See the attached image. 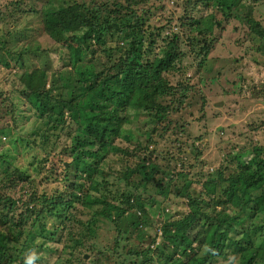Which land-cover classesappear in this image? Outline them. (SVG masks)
Masks as SVG:
<instances>
[{"label":"trees","instance_id":"1","mask_svg":"<svg viewBox=\"0 0 264 264\" xmlns=\"http://www.w3.org/2000/svg\"><path fill=\"white\" fill-rule=\"evenodd\" d=\"M126 1V6L115 2L111 9L105 10L102 5L106 4L95 0H73L62 8L51 7L55 0H45L39 9L28 10L36 15L42 31L19 54L39 52L45 45L47 51L54 48L64 65L53 72L43 70L40 86L34 88L33 85V89L32 78H29L31 72L24 70L20 78L26 79L30 89L22 88L18 83L17 90L31 102L40 124L34 128V134L40 141H48L49 130L61 126L64 134L61 143L64 144L60 159L68 161L69 165L63 166L64 173L58 181L70 182L71 191L62 194L63 190L57 187L48 196L37 184L22 202L27 208L18 215L11 212L15 201L3 204L0 197V205L6 207L0 213V264H26L33 252L34 264H50L43 260L42 254L55 251L56 248L47 244V239L56 240L57 228L49 236L37 233L33 226L38 222L42 228L46 220L56 217L60 221L69 219V209L74 202L91 209L92 219L83 222L89 239L93 236L96 217L117 222L133 207L146 212L143 218L135 221L136 228L143 227L148 212L157 213L153 209L156 202L150 196L144 202L134 189L150 188L162 194L168 186L175 188L177 194L181 189L189 212L160 225L163 245L166 249L171 248L172 255L165 254L160 246L157 249L167 262L210 264L214 259L232 255L235 264H264V148L260 150L254 145L249 151L234 155L238 170L226 178L220 171L209 175L198 195H187L188 184L178 185L173 173L156 164L150 167L145 163V157L142 164L121 168L125 183L133 188L119 192L118 197L109 188L108 173L101 166L110 152L119 149L113 139H133L142 145L139 141L142 136L151 140L157 131L172 128L171 114L179 113L187 106L184 100L188 94L184 85H171L166 73L179 68L178 62L184 56L183 42H188L199 55L202 66L213 46V25L217 21L212 14L188 19L184 13L180 25L189 29L188 33H183L185 37L173 30L164 35L165 27L150 25L146 17L133 13L131 0ZM208 1L226 16L231 15L234 8L241 7L244 11L242 20L247 24L251 20L247 15L251 11L241 3L242 0H203L204 5H209ZM15 5L31 3L18 0ZM255 33L263 36L264 29L259 27ZM3 43L0 36V50ZM6 53L13 54L10 50ZM5 58V53L0 51V63L3 61L7 65ZM49 73L52 81L45 89ZM3 83L0 82V96L5 100L10 89H4ZM140 114L144 116L142 120L137 118ZM132 118L138 123L135 130L132 129ZM9 157L0 155V169L9 175L6 180L18 178V182H23L28 175L13 166ZM135 173L137 178L133 177ZM112 207L116 210L115 216L108 213ZM257 219L261 220L259 224H255ZM190 221L203 230L198 243L201 254L189 251L193 248V242H188L190 239L186 234ZM172 228L175 231L171 232ZM84 236L80 233L66 247L87 248ZM118 236L120 238L121 234ZM155 241V237H151L148 245ZM149 252V247L146 251H128L143 254L144 261L151 259L147 258ZM175 254L183 259L174 258Z\"/></svg>","mask_w":264,"mask_h":264},{"label":"rangeland","instance_id":"2","mask_svg":"<svg viewBox=\"0 0 264 264\" xmlns=\"http://www.w3.org/2000/svg\"><path fill=\"white\" fill-rule=\"evenodd\" d=\"M15 1L18 0H0V36L5 41L0 51L7 56V65L3 61L0 63V82H4V89H10L9 95L5 94V100H2L5 97L0 96V155L10 156L8 159H11L12 165L19 167L28 176L23 182H18V178L6 180L9 175L5 172L3 174L0 169V197L3 204L14 200L11 212L18 215L27 208L22 202L36 189L37 184L41 192L48 196L57 187L63 190L62 194L71 191V187L70 182L58 181L64 173L63 166L69 165L68 161L61 160L64 144L61 143L64 135L61 126L49 130L51 135L48 141H40L34 134V128L40 124L32 111L31 102L17 90L18 83H21L22 88L30 89L26 79L22 81L20 78L24 70L31 72L29 78H32L33 89V85L34 88L40 86L39 79L43 70H58L64 65V61L54 48L47 51L45 45H42L39 52H28L23 56L19 54L42 31L36 15L28 10L39 9L45 0H29L31 5H15ZM72 1L55 0V5L51 7L62 8ZM95 1L106 4L102 5L105 10L111 9L115 2L123 6L127 3L126 0ZM207 3L209 5H204L203 0H131L130 7L135 11L133 13L146 17L152 26L165 27L164 35L173 30L185 37L189 29L180 25L184 13L188 19L212 14L217 21L213 25V46L202 66L199 65V55L188 42H183L181 50L184 56L178 62L179 68L166 73L171 85H184L188 94L184 100L187 106L181 112L171 114L174 123L170 125L172 128L162 131L163 133L157 131L151 140L140 136L142 145L133 139H113L114 145L119 149L110 152L101 167L108 173V186L117 197L119 192L133 188L125 183L121 168L125 165L133 168L142 164L144 157L145 163L150 164V167L156 164L173 173L178 185L188 184L187 195H198L209 175L220 171L226 178L238 170L234 155L249 151L254 145L260 150L264 148V34L259 36L255 33L259 27L264 29V0H242L241 3L251 11L247 15L253 22L249 20L248 24L242 20L243 8H234L232 14L226 16L209 1ZM158 42L162 43L160 39ZM7 50L13 54L6 53ZM51 77L49 73L45 89H48ZM143 117L140 114L137 118L142 120ZM131 122L132 129L135 130L138 123L133 118ZM133 177L138 176L135 173ZM134 191L144 202L148 196L156 202L153 209L157 213L148 212L143 227L136 228L135 221L143 218L146 212L133 207L117 222L96 217V224L92 226L93 236L89 239L83 222L92 219L91 209L76 202L69 209V219H49L42 228L35 222L33 230L37 233L49 235L57 228L56 237L54 236L56 240L47 239V244L56 249L52 253L42 254L43 260H48L50 264H170L157 249L160 246L161 251L172 255L171 248L166 249L163 245L160 225L170 218L175 221L186 215L189 212L187 199L183 197L181 189L177 194L176 189L169 186L162 191L163 195L150 188ZM5 210L6 207L1 204L0 213ZM108 213L115 216L116 210L112 207ZM260 222V219L255 220V224ZM201 230L193 221L187 226L188 242H193V248L189 250L192 253H202L198 244ZM173 231L175 228L171 229ZM80 233L85 235L83 238L87 248L76 250L66 247ZM252 235L255 238V234ZM151 237H155L156 241L149 246ZM147 247L150 249L147 258L151 259L146 261L143 254L128 253L146 251ZM104 252L105 255L102 256L101 253ZM32 255L34 252L29 256ZM173 257L183 259L178 254ZM232 263L235 264V260L231 255L214 259L210 264Z\"/></svg>","mask_w":264,"mask_h":264},{"label":"clouds","instance_id":"3","mask_svg":"<svg viewBox=\"0 0 264 264\" xmlns=\"http://www.w3.org/2000/svg\"><path fill=\"white\" fill-rule=\"evenodd\" d=\"M34 262H35V256L32 255L28 257L26 264H34Z\"/></svg>","mask_w":264,"mask_h":264}]
</instances>
